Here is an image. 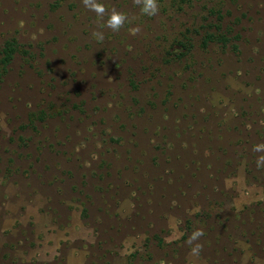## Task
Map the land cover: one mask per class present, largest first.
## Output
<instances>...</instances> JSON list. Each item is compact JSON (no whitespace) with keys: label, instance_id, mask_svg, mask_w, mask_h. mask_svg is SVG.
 Masks as SVG:
<instances>
[{"label":"rangeland","instance_id":"374dc122","mask_svg":"<svg viewBox=\"0 0 264 264\" xmlns=\"http://www.w3.org/2000/svg\"><path fill=\"white\" fill-rule=\"evenodd\" d=\"M101 2L0 0V264H264V0Z\"/></svg>","mask_w":264,"mask_h":264},{"label":"clouds","instance_id":"9594fccd","mask_svg":"<svg viewBox=\"0 0 264 264\" xmlns=\"http://www.w3.org/2000/svg\"><path fill=\"white\" fill-rule=\"evenodd\" d=\"M136 6L140 7V12L143 15L153 17L159 14L160 11V3L159 0H133ZM83 6L87 8L89 11L94 12L102 21L104 17L107 15V20L105 25L108 29L113 32H119L122 28H124L125 24L129 22L128 15L113 7L111 10L107 8L105 3L101 2V0H82ZM134 33L138 34L141 29L137 26L134 30ZM94 35L98 36L101 40L104 38V34L102 31L95 32ZM255 152H264V145H256L253 148ZM257 167H264V154L260 155L256 161ZM197 210H194V213ZM204 236L203 229H197L191 233L188 238L187 243L192 245L191 254L198 256L202 251V244L198 243L201 237Z\"/></svg>","mask_w":264,"mask_h":264},{"label":"trees","instance_id":"16d2710c","mask_svg":"<svg viewBox=\"0 0 264 264\" xmlns=\"http://www.w3.org/2000/svg\"><path fill=\"white\" fill-rule=\"evenodd\" d=\"M217 28H218V32L208 31L206 33V35L203 38L204 46H209L212 43H216L217 45L222 44L223 46H227L229 44V42L231 41L229 34L226 32H222L220 27ZM15 44L16 43L14 42H8L3 50L4 57L2 59V64L4 66V69L13 59L15 52L18 51V47H16ZM1 76H2V71H0V78Z\"/></svg>","mask_w":264,"mask_h":264}]
</instances>
